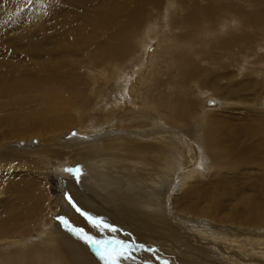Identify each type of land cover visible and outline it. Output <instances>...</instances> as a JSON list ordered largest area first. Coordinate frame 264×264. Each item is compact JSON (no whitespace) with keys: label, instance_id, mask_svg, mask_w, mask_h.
I'll use <instances>...</instances> for the list:
<instances>
[{"label":"bare ground","instance_id":"obj_1","mask_svg":"<svg viewBox=\"0 0 264 264\" xmlns=\"http://www.w3.org/2000/svg\"><path fill=\"white\" fill-rule=\"evenodd\" d=\"M90 1L76 0L74 5L72 0H0L2 17L16 23L15 32L24 19L33 24L41 37V29L49 33L56 30L61 33L60 39L66 41L71 35L84 37L88 32L107 34L109 39L102 43L100 54L94 55L89 67L94 86L91 93H97L95 100L99 99L100 90L110 83L108 73L119 79L126 77L120 65L128 52L141 50L148 54L151 47L159 49L152 58L153 77L148 79L141 101L132 102L129 89L125 98L103 99L102 106L96 110L103 114L107 126L87 125L79 130V135L69 138L62 136L68 126L76 123V116H71L76 111L70 101L64 106L56 93L52 96L51 91L57 87L51 85V77L62 78L69 85V73L76 68L65 60L57 65L47 61L48 64H41L42 59L50 57L51 51L49 48L47 52L38 51L34 65L23 73L24 81L47 90L45 101L52 106H46L43 100V126H35L36 120L31 117L32 120L18 121L17 127H7L0 115V139L11 133V136L4 135L0 143L16 138L15 132H26V128H30L27 132H38L37 146L20 150L34 157L47 155L56 159L59 155L56 166L61 171L60 178L70 179L61 190L60 180L41 173L39 165H35L38 171L31 170L27 163L7 162L14 153L13 148L0 151V197L7 196L0 200V264H70L50 238V216L61 209L67 217L59 215L56 221L60 220V225L68 224L76 236L92 244L91 230L76 226L72 215L67 214L68 209L72 210L63 200L65 189L91 213L114 219L136 217L158 234L179 232L193 240V237L199 238L198 243L205 246L202 242L205 238L201 237L204 234L195 233L197 229L215 233L213 241L224 244L226 250L236 236L231 231L243 238L264 239V0H174L177 5L166 0L168 8L160 24L156 13L163 6L162 0H141L130 11L128 19L121 17L109 23L103 22V16L87 19L81 14L85 6H80ZM27 4L29 10H24ZM174 6L181 13L171 17L170 9ZM50 36L54 42V35ZM135 63L142 67L136 61L132 65ZM2 92L1 96L4 94L6 98L7 94ZM216 99H221L222 104ZM131 105L138 107L130 108ZM128 107L136 110L134 114H124L123 110ZM17 115L12 118L23 117ZM75 156L81 157L77 164L85 171L80 185L72 178L75 162L71 158ZM48 161L45 159L44 164H49ZM5 171L11 173L3 177ZM250 191L253 196L246 197ZM241 192L245 197L237 200ZM226 203L234 205L220 217V207L224 204V209ZM78 218L85 222L79 213ZM76 247L75 251L80 253ZM64 252L67 257L65 247ZM244 252V247L234 245L225 252V257L244 261ZM74 256L72 264L78 259L109 264V259L93 244L83 254Z\"/></svg>","mask_w":264,"mask_h":264},{"label":"rangeland","instance_id":"obj_2","mask_svg":"<svg viewBox=\"0 0 264 264\" xmlns=\"http://www.w3.org/2000/svg\"><path fill=\"white\" fill-rule=\"evenodd\" d=\"M72 1L74 2V5H75L76 0H72ZM91 1H92V3H91ZM91 1L89 4L80 6L81 8H83L85 6V11H82L81 14L87 19H90V18L92 19L95 16H103L104 17L103 22H108V23L111 21H117L118 19H122L123 17H125V19H128L130 11L136 9L138 4L141 2V0H124V1L123 0H104V1H102V0H91ZM100 1L102 2V4ZM167 1H169V3L174 2V4L177 5V2H175L174 0H172L173 2L171 0H167ZM167 1L162 0L163 6H162L161 10L159 11V13H156L157 19H159L158 20L159 24L162 23V17L165 14V8H166ZM114 2H115V4L118 3L117 4L118 6L115 5ZM119 2H120V5H119ZM105 3H106V5H105ZM61 8H64V7L62 6ZM173 8H174V10H173ZM173 8L170 9V10H172L171 14H170L171 17L173 14H180L181 13V11H180L181 9L178 6H176V7L174 6ZM22 10H23V8H22ZM24 10H29L28 4L24 7ZM175 11H176V13H175ZM120 13H122V14H120ZM85 14H88V15H85ZM118 14H119V16H118ZM2 16H3V13L0 11V86H2L0 88V103H2V104H0V108L2 107V109H0V115H2V118H3L2 121H3L4 126L8 127V125H10L9 127L14 128V126L17 127L18 121L20 122L23 119L32 120V118L34 120H36L35 126L36 125H39V126L44 125V123L42 121V118H43L42 116L44 113L45 105L46 106H52L48 102L45 101L46 100L45 98L47 96L46 93H48V91L44 90L42 88L33 87L28 82L24 81L26 79V77L24 76L23 73H24V71H26L27 69H30L31 66L34 65V63L36 62L35 56L38 53V51L39 52H41V51L47 52L48 48H49V51H51L50 57L51 56L52 57L50 58L49 56H46L43 54V57H45V56L46 57H45V59H42L43 61L41 60V64L43 62L44 64L51 63V65H52V63L54 62L57 65L60 63L61 60H65V61H67V64H71L70 65L71 67L76 68L75 70H72L71 73H69V76H70V78H68V80L70 82L69 85L64 84L62 78H61L62 79L61 80L60 78L51 77V85H55V87H57V89L51 91L52 96H54V94L56 93L59 96L60 103H63L64 106L66 105V103L68 101H70L71 105L72 106L74 105L73 106L74 111H76L75 113H72V115H71V116H76V119H77L76 123L68 126L67 130H64V135L62 137L66 136L67 138H69V137H72L74 135H79L80 134L79 130L80 129L83 130L84 128H86L88 126L89 127L90 126H93V127H98V126L99 127H101V126L105 127V126H107L104 123L105 121H104L103 114L101 112L97 111L102 106V100L103 99H105V100L117 99L120 96H123L122 98H125L126 94L128 92L127 89H129L130 96L132 95L131 98L132 97L134 98V99L132 98V102H135V101L138 102V100L141 101L142 98L144 97V93L147 90V83L149 82L150 78L152 79V77H153L152 76V65H153L152 61H154V59H152V58H154V55H155L158 48H156V50H155L154 47H151L148 54H145L144 52L142 53L141 50H138L137 52H132V53L128 52L126 55V58L122 61L121 65H120V69H122L121 72L123 73L122 75L126 74V77L124 75V77L122 76V78L119 79L115 74L111 75V73H108V75L110 76V83L108 86H104L103 89L100 90L99 99L95 100L97 93H95V91L93 93H91L94 86L92 84V80H91L90 75H89V73H90L89 67L91 66V64L93 62L94 55L100 54L102 43H104L106 40L109 39L107 34H105V32H104V35H103L102 31L97 32L94 35L92 33L88 32V33H86V35L84 37H76V36L71 35L66 41V40L60 39L59 36L61 33L57 32L56 30H54L55 32L53 31V33L52 32L49 33L47 30L44 31L43 29L39 28L43 31L42 32L43 35L41 37V34H38V31L35 30L34 27L32 26L33 24H28L24 19L22 21L23 24L17 25L18 30L15 32L16 23L10 22L5 17H2ZM116 16H118V17H116ZM52 34L55 37L54 42H52L51 39L49 38V36L50 35L52 36ZM46 37H48L49 39H47ZM103 37H104V39H103ZM106 37H107V39H105ZM98 40H100V41H98ZM24 44L25 45L27 44V45L25 46ZM97 45H98V47H97ZM53 46H54V48H53ZM55 46H57L58 48ZM59 46H61V47H59ZM155 47H157V45ZM152 48H153V51H152ZM50 49H52V50H50ZM59 49L62 52H64V55ZM65 51H66V54H65ZM59 55H60V57H59ZM33 57H34V59H33ZM68 58H69V60H68ZM145 59H147V60H145ZM48 60L51 62H49ZM46 61L48 63H46ZM129 61H130V63H129ZM131 61L132 62L136 61V62L140 63L142 65V67L140 68V66L136 63H135V65L134 64L132 65ZM76 62H78V63H76ZM131 65H132V67H131ZM85 67H88V68H85ZM143 67H144V69H143ZM150 68H151V70H150ZM108 70H109V68H106V71H108ZM21 71H23V72H21ZM137 73L139 76L137 75ZM77 74H81V75H77ZM76 76H79V78H76ZM130 76H131V79H130ZM137 76L140 78L138 79ZM127 77H129L128 78L129 81H128ZM124 78H126V79H124ZM132 78H134L135 80L132 81L133 80ZM136 79H137V81H136ZM142 80H143V82H142ZM130 81H132L133 83L132 82L130 83ZM9 82H11L10 83L11 85L9 84ZM16 82L19 86H17ZM136 83H137V85H136ZM12 85H13V87H11ZM124 85H125V87H124ZM128 86H129V88H128ZM117 87H118V89H117ZM135 88L137 89V91L135 90ZM15 90H16V92L17 91L18 92L16 93ZM2 91H4V93L7 94L6 98L3 97L4 94H2V96H1V93H3ZM195 93L197 94L196 91H195ZM190 97L192 99L195 97L193 92L190 94ZM197 97L200 98L202 96L201 95L199 96V94H197ZM43 100L45 101L44 102L45 105L43 103ZM201 100L203 101V97ZM216 101L219 104L220 103L222 104V102H223L221 99H216ZM134 106L138 107V105H131L130 108L134 107ZM12 108H14V109L12 110ZM25 108H26V112L24 113L23 111H25ZM31 108H34V109H31ZM130 108L128 107L125 110H123L124 114H126V113H128V115L134 114V112L136 110L131 111ZM3 109H4V112H3ZM15 109L19 110L18 111L19 113ZM94 110H96V111H94ZM123 111H122V113H123ZM39 112H41L40 113L41 115L40 114L35 115ZM97 112H99V113H97ZM137 112H140V111H137ZM27 113L30 115H28ZM22 114H25V115H22ZM13 115L14 116L17 115V117H19V118L21 116H23V117H21L20 119H17V118L14 119V118H12V117H14ZM5 116L7 117V119H5L6 118ZM85 116H86V118H85ZM88 116H90V118ZM80 118L82 120H80ZM83 118H85L86 120ZM91 118H92V120H91ZM83 120H85V121H83ZM4 122H6V123L8 122L9 124H6ZM79 122H81L82 124ZM87 122H89V123H87ZM90 122H92V123L94 122L95 124H92ZM28 123H25V124H28ZM11 124L13 126H11ZM80 124H81V126H80ZM20 127L21 126H19V128ZM29 129L30 128H26L24 130L26 132L17 131V132H15L16 138L6 139L2 143H0V151H6V150L13 148L14 149V153L12 154L13 156L11 155V157L7 160V162L15 161L14 162V164L16 163L15 165H25L27 163L26 165L30 166L31 170H35V169L40 170L41 169L40 172L45 173L46 176L53 177V175H54V178L55 179L57 178L56 179L57 181L60 180L59 182H60V185L62 186L61 190H63V187H65L67 184V179H70V177H63V179L60 178V177H62V174H60L61 171L56 166V164L58 163L56 160L60 158L59 155L55 156L56 159H51L47 155L34 157V156H30L28 154H25L24 151L20 150L21 148H26V147H36L38 142H39L40 134L38 132H34V131L33 132H27V131H29ZM4 135L5 136L6 135L11 136V133L4 134ZM4 135H2V137H5ZM2 137H1V139H2ZM1 139H0V141H1ZM58 156H59V158H58ZM64 158H63L64 161L67 160V157H64ZM45 159L49 160L48 161L49 164L48 163L44 164ZM80 159H81L80 156H75V157L71 158V160L74 161L76 164L75 165L74 163H72V166H73L72 168L74 169V173L72 174L73 175L72 178L75 179L76 176H79V179H78L79 185H80L81 180L83 178H85L83 175V174H85L84 168L82 167V165L77 164V161ZM35 165H39V168L38 169L35 168ZM44 165L45 166L47 165V167L45 168ZM80 166H81V168H80ZM48 167H49V169H48ZM54 167L55 168L57 167V168L55 169ZM6 168L9 169L10 167L7 166ZM77 169H78V171H76ZM13 170L14 169H12L11 172H15V170L14 171ZM53 170H55V171H53ZM57 170L59 173L57 172ZM79 171H80V173H79ZM11 172L5 171L4 174L2 173L3 174L2 176L6 177ZM81 173H82V175H81ZM75 180H77V179H75ZM241 188L242 187H239L238 189L241 190ZM67 195H70L72 197L73 201L75 202L76 207H73L72 204H70L68 202V200L66 199ZM247 195H246V197H250V195L253 196L251 194V191H250V194H247ZM237 196H238V194H237ZM6 197L7 196H5V195L1 196L0 200H4ZM243 197H245V196L241 192V194H240V196H238L237 200H241V198H243ZM63 200L72 210V212L70 211V209H68V211H67V214L69 216L72 215V216H70L73 219L72 222L76 226H81V227L85 228V230H87V231L91 230L92 234L94 235V241L104 242L105 246L103 248V251L102 250H100V251L103 253V255L105 257H107L109 259V262H110V259L112 257H116L119 260V264H254L255 262L252 260L264 262V252H263L264 239H260L257 236H253V237H249V238H243V237H241V235H239V233L231 231V233H232L231 235L232 236L236 235V236L234 238L233 244L228 249L233 248L234 245H239V246L245 248L244 254H245L246 260H244V261L236 260L235 261L234 259L232 260V259H229L228 257H225V252L228 249L226 250L224 244L213 241L214 240L213 238L215 237V233H213V232L211 233V232L207 231V233H204L205 231L204 230L202 231V229L201 230L197 229V232H195L197 234H199V232H202L204 234V236L202 235L201 237L205 238L202 240L203 243L207 244V246H205V245H202L200 242L198 243L199 238L197 239L196 237H193L195 239V240H193L192 237H190L188 235L180 234L179 232L173 233V231H167V232H162L164 234H158V232H154L150 226L145 225L144 223H142L138 219H135L136 217H134V219L133 218L127 219L126 217L121 216V218H117V219L115 218L114 219V218L107 216V215L91 213L88 211V209L83 208L78 204L77 200L69 192L68 189H65V191L63 192ZM202 205L205 206L206 203H202ZM233 205H234V203H226L225 208L223 209V206H224V204H223L220 207V212H221V213H219L220 217H224L225 214H227V211L229 209H232ZM76 208H79L80 211H77ZM222 209L224 212H222ZM69 212H71V213H69ZM77 212L79 214H81V216L85 219V222H81L82 220H81V218H78ZM54 213L55 212L53 211L51 216H50V219H51V225L49 227L50 232H51L50 238H52L54 240L57 248L65 256L66 261L68 263L72 264V261L75 259L74 255L83 254V251L84 252L86 251L87 246L89 248L92 244H90L87 240L76 236L71 231L68 224L64 223V224L60 225V223H61L60 220H58V222L56 221V218L59 215H62L64 218L67 217L65 215L66 213L65 214L62 213V209L59 210L58 212H56L55 214ZM75 213H77V214H75ZM222 213H224V214H222ZM0 219H2V218L0 217ZM225 226L229 227L228 225H225ZM59 229H61L62 231H60ZM111 229H115V231H112ZM162 229L167 230L168 228L162 227ZM59 233H60V235H59ZM63 234H65V235H63ZM61 237L64 238L63 241H62ZM72 237L74 239H72ZM60 238H61V240H60ZM110 240L111 241L124 242L126 244L127 248L129 249V251L131 252L133 259H125L123 257H120L118 255L120 249H117L115 247V245H112V246L107 245L106 242L110 241ZM229 240H230V238H229ZM63 243H64V245H63ZM74 244H76V245H74ZM78 244L79 245L82 244V245L79 247ZM84 245L86 246V248L82 249L83 248L82 246H84ZM72 246H73V248H72ZM75 246H78V248L77 247L76 248H77V251H81L80 253L79 252L77 253L75 251L76 250L74 248ZM96 246L99 249V247H100L99 244H96ZM64 247L68 250L67 257H66V254L64 252ZM216 247H218V248H216ZM196 248H198L200 250H198ZM224 250H225V252H224ZM196 251H198V252L195 253ZM69 252L71 254H69ZM206 253H207V255H206ZM180 254H182V256ZM186 254H188V256H186ZM245 261L247 263H245ZM201 262H203V263H201ZM76 264H104V263H102L99 260L78 259L76 261Z\"/></svg>","mask_w":264,"mask_h":264},{"label":"snow or ice","instance_id":"obj_3","mask_svg":"<svg viewBox=\"0 0 264 264\" xmlns=\"http://www.w3.org/2000/svg\"><path fill=\"white\" fill-rule=\"evenodd\" d=\"M69 171H71V170H69ZM77 171H78V170H77ZM75 178L78 180V179H79V176H76ZM66 199L68 200V202H69L70 204H72L73 207H76L75 202L73 201V199H72V197H71L70 195H67V196H66ZM76 210H77V211H80L79 208H76ZM60 219H63V218H60ZM111 230H112V231H115V229H111ZM91 243H92L93 245L99 244L100 247H99L98 250H103V248H104V246H105L104 242L91 241ZM106 243H107L108 246L115 245V247H116L117 249H120V251H119V253H118V255H119L120 257H123V258H125V259H133L132 255H131V252L129 251V249L127 248V246H126V244H125L124 242H120V241H111V240H110V241H107ZM109 264H119V260H118L116 257H112V258L110 259Z\"/></svg>","mask_w":264,"mask_h":264}]
</instances>
